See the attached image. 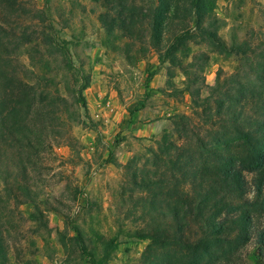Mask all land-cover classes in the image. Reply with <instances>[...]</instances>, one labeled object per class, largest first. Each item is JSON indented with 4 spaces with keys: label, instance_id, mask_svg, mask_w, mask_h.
Masks as SVG:
<instances>
[{
    "label": "rangeland",
    "instance_id": "rangeland-1",
    "mask_svg": "<svg viewBox=\"0 0 264 264\" xmlns=\"http://www.w3.org/2000/svg\"><path fill=\"white\" fill-rule=\"evenodd\" d=\"M200 2L206 5L202 26L215 31L226 49L194 29L195 11L188 6L173 19L157 50L149 33L132 38L116 26L105 30L98 19L106 10L103 0H20L17 12L0 5V93L6 63L7 76L32 85L35 103L27 122L41 133L15 153L26 159L27 182L43 216L33 217L31 202L7 200L0 180V204L12 221L4 240L10 264H89L80 240L96 264L110 239V256L101 264H148L151 239H139L135 232L144 231L139 198L154 190L133 185L132 175L155 177L170 168L160 153L163 138L186 147L173 150L172 159L189 151L199 160L205 144L238 156L235 145L225 147L223 140L231 144L235 134L216 106L222 99L225 110L242 111L245 123L256 114L257 104L250 95L241 100V91H264L259 77L264 75V0ZM188 28L193 35L175 51L176 63L165 56L160 61L169 33ZM48 44L57 47L55 53L45 52ZM87 80L83 104L77 91ZM46 95L47 104L41 102ZM52 97L62 100L49 104ZM175 115L185 116L182 130ZM245 177L252 198L254 174ZM249 209L264 227V213ZM235 234L213 247L205 262L264 264L256 237ZM170 250L176 248L158 242L150 251L160 259Z\"/></svg>",
    "mask_w": 264,
    "mask_h": 264
},
{
    "label": "trees",
    "instance_id": "trees-1",
    "mask_svg": "<svg viewBox=\"0 0 264 264\" xmlns=\"http://www.w3.org/2000/svg\"><path fill=\"white\" fill-rule=\"evenodd\" d=\"M18 2L20 0H0V5L5 6L9 12H17ZM103 2L106 10L99 14L98 19L105 30L111 31L116 26L126 37L132 38H144L145 34L149 33L148 38L157 50L162 48L165 32L171 29L173 19L179 17L180 10H185L186 6L195 11L194 29L209 34L212 40L217 42L218 49L227 48L215 31L202 26L200 20L206 5L200 0H147L143 5L137 4L136 0ZM169 35V44L164 55L159 54V60L163 61L165 57H169L174 65L175 51L193 35V32L188 28ZM20 37L26 40L28 34L23 31ZM47 37L43 35V39ZM56 48L48 44L45 52L55 53ZM232 48L239 52L241 50L240 45ZM5 64V79L0 93V180L4 183L7 200L14 198L18 203L31 202L37 213L33 217H41L42 212L27 182L26 159L15 153L17 146H31L35 139L41 136V133L33 132L27 122L28 112L30 113L35 103L34 93L31 91L33 87L17 75L7 76L8 65ZM262 76L264 75L259 76L260 81L264 80ZM88 84L87 80L77 91L78 99L83 104L85 100L82 90ZM186 88L188 90V87ZM243 88H246L245 84ZM248 95L257 104V111L247 123L240 121L244 120L241 118L242 111L225 110L222 99L216 106V113L225 116L222 120H226L235 134L230 137L233 143L223 140L226 142L225 147L235 145L238 156L223 155L220 148L209 149L205 144L202 146L199 160L189 151L187 154L178 153L172 159L173 150L182 147L175 141L163 138L160 153L170 163V168H165L155 177L138 176L136 172L132 175L130 181L133 185L145 190H154L151 197L139 198V201L144 203L140 215L144 221V231L135 232L139 239H151L149 251L146 253L148 264H210L205 261L212 258V248L226 241L233 232L237 233L235 236L246 240L254 235L264 248V227L255 223L257 215L249 209L256 207L264 213V91H241V100L248 99ZM47 98L48 95L43 97L41 102L47 104ZM61 98L52 97L49 104H56L57 99L60 101ZM183 118L185 116L175 115L173 120L177 127L181 125ZM183 126L184 124L181 125V130ZM219 138L222 140V136ZM184 148L186 147L181 149L182 152L186 151ZM15 154L18 155L17 158ZM246 173L254 174L252 198L247 196L250 187ZM163 187L166 188L165 193L160 191ZM4 212L0 204V264H10L9 246L4 240L12 221ZM76 232L78 234L77 230ZM158 242L163 246L171 245L176 250L168 251L160 259L155 258V254L150 250ZM113 244L114 239L105 242L103 255L96 264H101L109 258V248ZM80 246L91 258L89 264H94V254L86 251V245L81 240Z\"/></svg>",
    "mask_w": 264,
    "mask_h": 264
}]
</instances>
